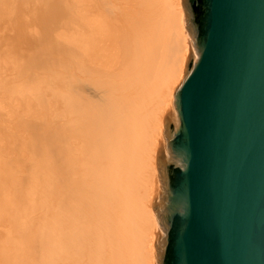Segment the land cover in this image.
Segmentation results:
<instances>
[{"label":"bare ground","instance_id":"obj_1","mask_svg":"<svg viewBox=\"0 0 264 264\" xmlns=\"http://www.w3.org/2000/svg\"><path fill=\"white\" fill-rule=\"evenodd\" d=\"M182 2L0 0V264H154Z\"/></svg>","mask_w":264,"mask_h":264},{"label":"water","instance_id":"obj_2","mask_svg":"<svg viewBox=\"0 0 264 264\" xmlns=\"http://www.w3.org/2000/svg\"><path fill=\"white\" fill-rule=\"evenodd\" d=\"M182 5L193 47L158 145L154 264H264V0Z\"/></svg>","mask_w":264,"mask_h":264}]
</instances>
